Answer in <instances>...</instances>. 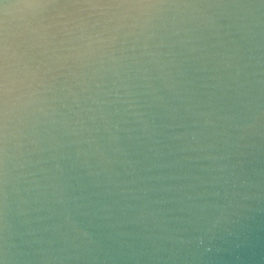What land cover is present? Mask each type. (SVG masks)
<instances>
[{
  "label": "clouds",
  "instance_id": "1",
  "mask_svg": "<svg viewBox=\"0 0 264 264\" xmlns=\"http://www.w3.org/2000/svg\"><path fill=\"white\" fill-rule=\"evenodd\" d=\"M0 264H264V0H0Z\"/></svg>",
  "mask_w": 264,
  "mask_h": 264
}]
</instances>
